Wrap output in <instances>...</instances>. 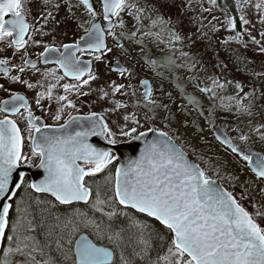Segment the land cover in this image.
Here are the masks:
<instances>
[{"label": "snow or ice", "instance_id": "1", "mask_svg": "<svg viewBox=\"0 0 264 264\" xmlns=\"http://www.w3.org/2000/svg\"><path fill=\"white\" fill-rule=\"evenodd\" d=\"M29 2L35 5L37 12L35 19L38 22L41 19L44 21L39 28L26 22V14L31 11L26 7ZM167 3L168 0H157L153 3H149L148 0H100L101 11L98 13L90 0H76L75 4L72 0H0V44L13 49V55L21 50L26 51L29 41L40 45L42 41L35 40L36 35H49L55 39L56 29L62 22L56 17L62 8L66 11L65 20H77L74 8H83L89 17L87 21L89 27H84V22H77V27L83 28L85 35L81 36L77 43L63 44L64 52L56 59H52L49 54L58 52L59 49L44 44L43 52L38 58L42 57L45 65L57 64L63 75H57V69H48L41 73V76L44 81H49L51 77L55 83H42L39 80L33 83L25 78L23 74L26 69L32 70L33 73L39 69L35 62L23 56L22 64L13 65L12 68H9L11 61L7 57L0 58V72L10 83L33 90L37 107H41L43 100L51 101L58 86L63 88L65 94L56 96L60 107L51 117L54 121L61 120L66 108H76L74 101L69 99L70 93L75 92L78 97L88 96L89 92H81L80 89L91 81L101 80V76L92 69L93 61L100 62L109 54L116 55L115 63L109 58L105 72L109 77L114 72L122 78L121 83L111 79L105 81V84L98 88L95 101H111L112 107L105 111L113 115L118 113L119 117H122V122L119 118L112 121L115 131L105 122L103 115L96 112L84 117L69 114V119L64 124L53 128L43 124L40 117L34 116L28 100L19 93H12L10 101L4 100L0 103V113L5 114L4 118L0 119V264H61L51 255L44 258L46 256L44 249L51 247L47 241L53 237L56 229L63 231L71 225V232L68 233L71 237L72 232H76L79 227L71 219L63 226L59 223V217H55L57 221L55 224H49L43 215L37 220L29 211L30 205L22 207V198L17 200L19 191L27 188L34 192L50 194L60 204L65 205L74 201L88 204L93 192L91 186L86 184L85 177H94L97 173L104 172L116 159L110 149L93 147L88 143V138L101 136L108 144L115 146L118 143L117 135L135 141L146 137L148 132H154L158 137L167 139L146 143L138 159L116 168L114 178L111 174L107 175V182L113 185L108 189L111 195L102 198L98 185L91 207L100 212H103L105 206L112 208L111 211L104 213L110 220L118 215L116 210L118 204L123 209H134L136 213H142L158 221L167 230L165 235L168 239L165 242L164 235L159 233H156L155 238L161 242V248H166V253L158 254L149 264H264V228L260 227L255 219L264 217V205L253 204L255 211L250 213L240 202L247 198L246 188L238 200L233 192L220 186L208 175V171H211L219 177L221 168L226 167V164H221L212 157L208 159L201 157L206 168L191 163L182 148L173 142L166 131L150 126L149 122L156 121L158 110L164 113L163 121L174 119V116L169 104L153 97L152 86L147 80L137 81L143 88V103L138 101L136 104L137 108L145 109L142 117L136 112L127 114L128 104L114 99L117 93L124 97L137 95L136 88L131 82L135 78L134 69L138 64V61L136 64L133 63L135 60L133 53L136 51L143 53L147 47L146 41L157 48L166 44L171 52V55L164 57L163 62L142 57L145 65L153 70L159 67L171 71L176 67H184L183 64H176L175 52L179 51L181 59L192 61L187 65V70L192 71L200 61L195 59L191 51H184L183 48L191 49L197 41L205 40H208L211 46L207 33L201 31L203 23L199 18L197 23L201 27L197 28V32L181 35L177 26L182 21L179 18L173 21L171 16L166 18L160 11L161 6ZM172 3L175 4V0H172ZM249 3L250 0H236L235 8L243 13L242 6ZM208 4L210 7L205 8L201 3V16L204 12L211 13L214 8L219 7L217 0H208ZM178 7L182 10L181 14L184 10L191 11L193 0H184ZM254 7L258 13L264 14V0H259ZM221 11L225 15L223 25L229 30H235L237 20L234 16L228 15L227 5L222 7ZM98 18L102 19L105 26L102 27ZM212 19L216 20L217 17L213 16ZM239 21L244 25L250 23L243 14L239 16ZM261 22L264 23V20ZM49 24L52 26L45 33L43 28ZM212 30L218 31L215 25ZM164 33H167V36L163 35ZM240 35L241 33L237 32L236 37L230 39L237 44L242 43ZM260 35L264 37V32ZM107 37H111L114 47L108 46ZM251 39L254 43H259L254 37ZM185 41L188 43L185 44ZM222 43L228 44L229 40ZM178 44L180 48L176 47ZM260 50L264 52V45ZM77 52L89 53L92 59L81 61L76 58ZM119 57H124L131 67H124ZM13 69L19 74L10 75ZM157 75L161 74L157 72ZM85 76L87 79H84ZM65 77L78 83L61 85L60 82ZM210 80L211 84L201 87L199 91L212 101L221 99L220 107L225 111L232 112L234 107V115L251 117L257 107V101L264 98V91L257 93L255 89L240 95L244 93V86L236 83L237 95L227 97L228 103L225 104L224 98L218 97L216 92L217 89H223L225 83H221L216 77H210ZM0 90L9 91L4 84H0ZM179 90L183 95V88ZM159 91L161 95L164 94L163 88ZM167 96L171 100L172 93L168 92ZM184 99L189 105L198 106L201 109L199 114L204 115L201 102L196 97L184 96ZM233 100L235 105L232 104ZM261 107L264 108V105ZM180 110L184 111V108L181 107ZM17 114L24 116L27 121L28 139L31 141L30 153L23 151L24 137L21 129L17 121L10 118ZM81 121H87L90 126L84 128L81 124L82 130L75 131L74 134H65L72 124ZM145 126L147 130L141 131L140 129ZM164 127L167 128L168 123H165ZM33 131L38 135L33 136ZM198 131L202 132L203 129L200 128ZM253 131L264 140V124L256 126ZM216 139L226 150H230L231 154L246 161V167L257 179L264 182V156L234 145L226 135L223 137L217 135ZM239 140L246 143L249 136L241 132ZM36 158L38 164L34 165L33 160ZM82 164L87 167L81 166ZM26 167H37L42 170L43 179L38 183L27 182L23 170ZM225 179L233 187L237 186L234 182H239L241 186L248 183L246 180L240 181L239 175L231 173ZM261 192H264V189H261ZM12 211H15V220L10 215ZM119 214L126 216L132 227L137 230L134 238L129 237L125 243L123 236L125 229L105 232L99 225H94L84 213H77V216L83 217L79 223L85 227L90 225L95 227L98 239L106 238L112 247L98 246L97 243L82 236L75 242V252L72 253L71 248L64 249L57 240L56 251L63 261L71 260V264H138L135 258L144 260L152 248L153 234L146 233L147 225L129 216L126 211ZM37 229L45 230L46 240L43 244L36 238ZM72 243V239L69 238L68 244ZM129 246L131 252L127 251ZM117 250L119 258L115 259ZM37 256L41 259L38 260Z\"/></svg>", "mask_w": 264, "mask_h": 264}, {"label": "flooded vegetation", "instance_id": "2", "mask_svg": "<svg viewBox=\"0 0 264 264\" xmlns=\"http://www.w3.org/2000/svg\"><path fill=\"white\" fill-rule=\"evenodd\" d=\"M90 2L93 4V7L96 9L98 8V3L100 4V0H90ZM72 3L75 4L76 0H72ZM150 3V2H149ZM153 3V1L151 2ZM26 7L28 9H30L31 11L26 14V22L29 23L30 26H34V27H41L44 24V21L41 19L39 22L35 19V17L37 16V12H36V8L35 5L31 2H29ZM73 11L76 13V17L77 20H65L64 17L66 15V11L62 8L60 14L56 17L58 20H61V24L58 26V28L56 29L55 32V39H53L52 36L49 35H44V36H40V35H36L34 37L35 40L38 41H42V43L40 45H36L34 44L32 41L28 42L27 45V50H21V52H17L15 55H13V49H9L6 48L4 44H0V49H3V51H0V58H5L7 57L10 61L11 64L9 65V68H12L13 65H21L22 64V59L21 56H23L26 59H29L33 62H35L37 64V68L39 69L38 72L33 73L32 70L30 69H26V72L23 74L25 76V78L31 80V82L36 83L37 80H39L40 82L43 81V77L41 76V73L47 71L48 69H57V75H63L62 70H59V66L57 64H52L49 63L47 65H45L43 63V58L39 57V54L43 52V47L44 44H48L49 47H55L58 48L59 51L56 54H52L49 56L52 59H56L57 57H59V55L61 53L64 52L63 49V44H74L80 41V37L85 35V32L83 30V28H79L77 27V22H84V27H89L90 25L87 23L89 17L87 16L86 12L83 10V8H74ZM98 21L101 22L102 27L105 26L104 22L102 21L101 18H98ZM51 24L47 25L46 27L43 28V31L45 33H47L49 31V29L51 28ZM32 29L30 28L29 30V34H31ZM167 33H164L163 35L166 36ZM27 39V37H26ZM107 44L109 47H114L113 43H112V39L111 37H107L106 40ZM202 42V41H201ZM204 42V41H203ZM127 46V45H126ZM177 47V46H176ZM186 48V47H184ZM189 49V48H188ZM131 51V49H129ZM192 50V49H191ZM190 51V50H189ZM115 52V49H114ZM133 56L135 57V60L133 61L134 64H136V61H138V64H136V67L134 69L135 72V78L132 79V84L133 86L136 88V92L137 95L134 97H124L121 96L119 93L116 94V97L114 99H119L121 101H124L128 104V109H127V114L131 115L133 112H136L138 115H140L142 117L143 112L145 111V109L142 108H137L136 104L139 101L140 103H143L142 100V94H143V88H141L139 86V84L137 83L138 80H147L149 82V84L152 86V90H153V96L154 93L157 89V86L161 83H165V82H170L173 83L174 78H176L177 76H175L174 78L169 77L170 76V72L167 68H157L156 70L151 69L150 67L146 66L144 63V59L142 57H147L150 60H155V61H160L163 62L164 57L168 56L166 55L165 51L163 50V48L159 47L157 48L156 46H150L147 45L145 51L143 53L136 51L133 53ZM76 58L79 60H90L92 59V55L89 53H80L77 52L76 53ZM109 58L111 59V61L113 63H115L117 56L114 54H109V56L104 57L102 61L97 62V61H93V65H92V69L94 72H96L97 74H99L101 76V80L99 81H91L88 85H84L80 91L84 92L87 91L90 94L88 96H77L75 92H72L69 94V99H72L74 101V103L76 104V108L75 109H65L64 113L62 114V118L59 122L54 121L51 117L52 115L55 113V111L60 107V104L57 103L56 101V96L57 95H64V91L63 88L58 86L54 92H53V98L51 101L48 100H43L41 102V107H37L35 104V99H34V91L33 90H28L25 87L21 86V85H14L12 83H10L8 81V78H6L2 72H0V84H4L6 88L9 89L8 92H5L3 90H0V103H2L4 100H9L11 98V94L12 93H19L21 95H24L26 97V99L29 102V105L32 108V112L34 114V116H38L41 119V122L43 124H47L52 126L53 128H58L61 124H64L65 121H67L69 119V114L71 116H76V117H84V116H88L90 115L92 112H96L98 115H103L105 122H107L109 124L110 127H113V130L115 131V127L112 123V121L116 118H119L120 121L122 122V117H119V114H115L113 115L111 112L105 111L106 109H110L112 107L111 101H99V102H95L97 100V90L100 86H103L105 84V81H108L109 79L111 80H115L116 83H121L122 82V78L117 74V73H111L110 77L108 74H106L105 69H106V65L108 64ZM121 64L124 67H131V65L126 61V59L124 57H119ZM157 72H159L161 75H157ZM19 73L16 72L14 69L10 72V75H18ZM108 76V77H107ZM84 79H87V77L85 76ZM186 82L188 81V79L185 80ZM51 83H55L54 80H52L51 77H49V81ZM61 85L63 83H78L77 81H73L71 80V78L65 77L64 80H62ZM193 85H195V87L201 88L204 87L205 85H201V83H199L197 80H194L192 82ZM187 86H191L189 84H186V88H184V93H187ZM39 91H42L41 89H37ZM178 88H176L175 86L170 87L168 91H177ZM131 91V90H129ZM165 92V91H164ZM183 93V96H184ZM181 94V92H180ZM166 93H164L163 95H160V99H162L163 101L165 100ZM173 97V95H172ZM181 102H178V106ZM169 104V108L170 111L172 113V115H175V111L177 109H175L177 103H167ZM181 107V106H180ZM43 109V110H42ZM21 112L23 113V109H21ZM158 115H157V119L154 122H149L150 126L155 127L156 129L160 130V131H166L168 133V135L172 138V140L178 144L183 150H185L192 158L195 159V161L203 168V166L201 165V163L203 162L200 158H196L194 156V154L190 153L183 145L181 142L178 141V139H176L172 134H173V129H174V122L173 120H169V121H163L162 117L164 115L163 112H159L158 110ZM4 113H0V119L4 118ZM26 115V113L24 114ZM12 119H15L17 121V125L18 127L21 129V134L24 137V147H23V151L25 153H30L31 152V141L28 143L27 138L24 135H28V128H27V121L24 119V116L17 114L16 116H12L10 117ZM175 118V117H174ZM217 121H214L211 123L210 128H209V132L212 138V141L214 143H216L218 145V148L223 152V150L228 153H230V150H226L225 146L221 145L215 136V130L217 127L221 128L228 136L229 139L232 140V143L234 145H237L238 147H242L245 149V151H249L251 153H256L258 155L264 156V140H261L259 138V134L255 133H249V131L243 132V130L239 129L237 127V129L234 130H230V126L228 123L226 122H222V123H216ZM168 123V127L165 128L164 124ZM81 124H83L84 128L89 127V123L87 121H81L80 124L77 125H71V127L68 128L67 132H71L74 133L75 131H80L82 130L81 128ZM223 124V125H222ZM235 128V127H233ZM141 131H146L147 130V126H145L144 128L140 129ZM208 130V129H207ZM241 132L244 135L249 136V140L246 143H242L239 140V135L241 134ZM36 133L35 131H33L32 135L34 136ZM118 143H125L126 141H121L117 138ZM89 144H91L93 147L96 148H100V149H110V144L107 143V141L101 137V136H93V138L91 139V141H88ZM27 145H29V148H27ZM113 152V155L116 157V159L113 160V163L111 165H109V167L107 169L104 170V172L98 173L96 174V176L94 177H85V182L86 184L90 185L92 188V192H93V197L92 199H90L88 204L79 202V203H74V204H70V205H62L59 204L58 202H56L51 196L47 195V194H43V193H37L34 192L31 189H23L21 191L18 192V196H17V200L19 201L20 198H22V207L23 205H25V201L23 199L24 196L28 195V196H33V200L34 202H45L51 205L50 208H52L55 212L59 213L58 216H62L63 214H66V212H68V215L72 216L74 213H84L87 217H91L92 213L94 212L95 209H93L91 207V204L93 203L94 199H95V192L97 190V186H100V190H101V194H102V198H107V196H110L111 193L108 191L109 188H111L113 185L108 183L106 180L107 175L111 174L114 178L115 175V169L117 167V156L116 153L111 150ZM235 156V155H234ZM237 157V156H236ZM200 161H199V160ZM201 162V163H200ZM33 164L36 165L38 164V158L33 160ZM247 162L241 160L239 157H237V175H239L240 177V181H243L244 178H246L248 180L249 183H251V188L246 192L247 198L244 200H241L240 202L242 203V205L250 212L253 213L255 211V209L253 208V204L259 206V205H264V192H261V189H264V182H261L259 179L256 178L255 174L246 167ZM81 166H84L83 164ZM87 167V166H84ZM209 176L218 181L226 190L233 192V194L236 196V198L238 200H240V194L241 192L245 191V188H247L246 185L241 186L239 182L236 183V187H233L232 184H230L228 182L227 179H225L223 176L222 177H217L214 175L213 172L209 171ZM252 177V178H251ZM25 178L26 181L31 183V177L27 174H25ZM235 183V182H234ZM113 184H114V179H113ZM106 187L107 190H104ZM38 203V205L40 204ZM26 206V205H25ZM60 207H64L68 208L67 210H64L63 208ZM120 207V206H119ZM123 209V207H121ZM112 210V208H111ZM129 216H133L135 219H142L137 215H141L142 217L147 218L146 216L136 213L131 209H124ZM10 215H12V219L15 220L16 214L15 211L11 212ZM149 219V218H147ZM256 222L260 225V227L264 228V217H255ZM151 220V219H149ZM125 221L128 223V225L132 227L131 225V221L128 220V218L125 216ZM154 221V220H151ZM156 224L160 225L158 222L154 221ZM73 223H77L79 225L78 230L76 232H72L71 237H69L68 233L71 232V229L69 231H57L56 234L54 233L52 239L57 238L61 241V243L64 242L63 248L66 246L69 248H71L72 253H74V244L76 242V240L78 239V237H80L81 235L85 234L89 237V239L93 242L92 237H97V233H96V228L93 226H88L85 227L82 225V223L79 222H73ZM94 225H99L100 227V223L98 222H94ZM50 224H55V223H50ZM161 227H163L162 225H160ZM101 229V227H100ZM61 233V234H60ZM65 234V236L62 238L61 235ZM36 238L37 240H39L41 243H44L46 240V235H45V230H41V229H37L36 233ZM60 235V236H59ZM62 238V239H61ZM72 239L73 243L71 245L68 244V239ZM57 240V239H56ZM100 246V245H99ZM46 253V256L44 258H47V255H51L54 259H57L58 261L61 260L60 257L57 256V254H55L54 250H52V248H47L46 250H44ZM119 250H117L115 259H118V254ZM37 259H41L40 256H37ZM70 264H71V260H70Z\"/></svg>", "mask_w": 264, "mask_h": 264}, {"label": "rangeland", "instance_id": "3", "mask_svg": "<svg viewBox=\"0 0 264 264\" xmlns=\"http://www.w3.org/2000/svg\"><path fill=\"white\" fill-rule=\"evenodd\" d=\"M152 1L157 2V0H148L150 3ZM183 2L184 0H175V4H173L172 0H168L167 4H163L161 6L160 11L166 18L171 16L173 21H176L177 18H179L182 23L177 26V30L180 31L181 35L185 36L189 33L197 32V28L201 27L197 23V18L201 19L203 23L201 31L207 33V36L211 40V46H209L208 40H205L204 42L197 41L196 45L191 48L192 50L188 49L187 47L183 48L184 51L190 50L194 54L195 59L200 61V63H198L192 71L187 70V65L191 64L192 61H185L181 59L180 52L176 51V64H183L185 66L176 67L169 71V77H177L174 78L173 83L165 82L159 84L153 97L157 100H160V88L164 89L166 96L168 92H171L173 97H171V100L168 98V96L165 97L164 103H177L175 107L177 110L174 112L175 118L172 119L175 125L172 135L178 139V141L181 142L190 153L194 154L196 158L198 157L201 159V157H203L204 159H208L209 157H212L213 159L219 160L221 164H226V167L221 168L220 177L223 176L225 178L230 173L237 175V157L231 153H228L227 151L225 152L223 150L222 152L218 148V145L212 141L209 132L210 125L214 121H217L216 123L226 122L229 124L230 130L237 129L238 127L239 129L243 130V132L249 131V133L254 134L253 129L260 124H264V108L261 107V105H264V98L257 101V107L253 110L254 114L251 117L244 115L237 116L234 115V107L232 112L223 110L220 107L221 99L218 98L215 101L210 100L208 96L204 93H201L199 91L200 88L197 89L195 85L192 84V82L197 80L199 83H201V85H210V77H216L221 83H225V87L223 89L216 90L217 96L224 98L223 103L225 104L228 103V100L226 99L227 97H234L237 95L238 90L235 87L236 83H240L244 86V93H240V95H245L246 93L253 91V89H255L257 93L264 91V52H261L260 50L261 46L264 45V37H261L260 35L261 32H264V23L261 22L264 20V14L258 13L254 7V5L259 2V0H250L248 5L242 6L244 9L243 13L239 12V16L243 14L250 22L247 25L242 24L245 37L241 35L239 36V39L242 41V43H239V49L246 59L251 63V65L246 69L248 71L247 75L244 76L237 72L236 69L228 66L226 62L221 57H219L220 49L222 46L227 45L223 44L222 42L224 40H229V44L231 45L235 41L231 40L230 37H236L234 30L227 29L222 23L225 20L224 12L214 8L211 13L204 12L201 16L200 5L202 3L203 7H210L208 0H193L192 10H184L183 14H181L182 10L178 7V5ZM100 11V4L98 3L97 12L99 13ZM228 15L231 16L229 13ZM213 16L217 17V19L213 20ZM145 23H147V21ZM213 25H215V28L218 29V31L212 30ZM129 27H131V22H129ZM253 37L256 41H259V43H254L251 39ZM187 43L188 42L185 41V44ZM146 44L155 46L148 41H146ZM160 47L163 48L166 55H171V52L166 44L160 45ZM177 48H180L179 44L177 45ZM235 50L237 51V43H235ZM215 65H219V67H216ZM186 79H188L187 82L185 81ZM226 81H231V83H226ZM41 82L47 83V81L44 80ZM186 84L191 86H187V93H184V96H194L201 102L202 110L204 112L203 116L199 114L201 109L198 106L189 105L187 100L184 99V96L180 94L179 89L183 88V90H185L184 88H186ZM173 86L178 88V90L168 91L169 88ZM41 90L43 91L44 89ZM178 102H181L179 106ZM232 104L235 105L234 100L232 101ZM180 106L184 108V111L180 110ZM209 121H211V123H209ZM185 125H187V127H185ZM200 128L203 129L202 132L198 131ZM24 136L27 138L29 143L30 140L28 139V135ZM116 138L123 142L128 140L127 137H121L119 135H117ZM27 148H29V145H27ZM201 165L203 168H206V165L203 162ZM245 180L248 182L246 178L243 179V181ZM246 186L248 191L251 188V183L248 182ZM109 211H111V208L105 206L103 208L102 214ZM94 212L100 211L94 210ZM76 214L77 213H74L69 219L58 216L60 218L59 223L61 226H63L70 219L75 222H79L83 219V217H79ZM53 219H55V217ZM53 223H57V221L54 220ZM71 227L72 226L69 225L67 228H64L63 231H69ZM57 231H60V229H56L55 232ZM165 253L166 250H164V252L162 251L160 255H164Z\"/></svg>", "mask_w": 264, "mask_h": 264}, {"label": "trees", "instance_id": "4", "mask_svg": "<svg viewBox=\"0 0 264 264\" xmlns=\"http://www.w3.org/2000/svg\"><path fill=\"white\" fill-rule=\"evenodd\" d=\"M217 4L219 5V7L215 8V9L220 10V11H221L222 7L227 5L228 13L231 16H234L237 20V28L234 30L235 35L237 32H239V33H241V36L245 37V33L243 31L242 23L239 21V11H237L235 8V4H236L235 0H217ZM239 48H240V46H239V44H237V51H236L235 50V42L231 45L228 43L226 46H222V48L220 49L219 57H221L226 62V64L228 66H230L233 69H236L237 72L246 76L247 72H248L246 69L248 68V66L251 65V63L246 59V57L243 55V53L240 51ZM104 190H107L106 187ZM23 199L25 201L26 206L30 205L29 211L35 215L37 220H39L41 218V216L43 215L46 218L48 223H52L55 220L53 218L58 217V215H59V213L55 212L52 208H50L51 205L48 203L42 202L38 205L37 202H34L33 196H31V195L30 196L26 195L23 197ZM25 205H23V207H25ZM60 208L64 209V207H60ZM67 209L68 208H65L64 210H67ZM116 210L118 212V215L116 217H113L111 220L106 215L102 214V212H94V213H92L91 217H88V218L91 221L100 223L101 229L104 230L105 232L112 231V230H119L121 228L125 229L123 236H124L125 243H127L129 240V237L134 238L137 230L135 228H131L128 225V223L125 221L124 215L119 214V213L125 212V210L122 209L121 207H119L118 204L116 205ZM137 216L142 218L141 220L137 218L138 220H140L142 223L147 225L146 233H152L153 234V240H152V248L149 251V255L147 257H145L144 260H142V261H140L139 258H135V259H137L138 264H149V262L151 260H155L157 258L158 254L160 255L162 253V251L164 252V250H166V248H161V246H160L161 242L158 239H156L155 237H156V233L164 235V240H165V242H167L168 237H167V235H165L167 230L164 229L163 227H161L160 225L156 224L154 221H151L145 217H142L141 215H137ZM11 217H12V215H11ZM64 217L66 219L70 218V215H68V212H66V214H63L61 216V218H64ZM55 234H56V232H55ZM64 236H65V234L62 233L61 237L63 238ZM56 239L59 240L56 236L55 240H54V238L53 239L51 238L47 242L51 245V248H52V250H54L55 254H57V256L60 257L61 260H59V261L61 262V264H70V260L69 261H63V258L56 251V241H57ZM92 239L98 245L106 246L109 248L112 247V245L109 243V241L106 238L105 239H98V237L95 236V237H92ZM60 243H61V241H60ZM61 244H64V242ZM64 249H68V247L65 246ZM127 251L131 252L130 246L127 248Z\"/></svg>", "mask_w": 264, "mask_h": 264}, {"label": "water", "instance_id": "5", "mask_svg": "<svg viewBox=\"0 0 264 264\" xmlns=\"http://www.w3.org/2000/svg\"><path fill=\"white\" fill-rule=\"evenodd\" d=\"M57 52H53V53H50V55L52 54H56ZM84 61V60H82ZM21 95V94H20ZM11 100V98L9 99V101ZM81 122H78V123H74L72 125H77V124H80ZM65 134H74V133H71L70 131L65 133ZM38 135V133H36L34 136ZM217 135H220L221 137L223 136H227V134L219 127L216 128L215 130V136ZM228 137V136H227ZM93 138V136L89 137L88 138V141H91V139ZM167 138H161V137H158L156 133L154 132H148V135L146 137H141L135 141H127L125 143H120V144H117L115 146H110L111 150H113L115 153H116V156H117V160H118V163H117V167H121L122 165H125L127 164L129 161L131 160H135V159H138L140 154H141V151L144 149L145 147V144L146 143H151L152 141H161V140H165ZM218 141V140H217ZM174 142V141H173ZM219 142V141H218ZM175 143V142H174ZM176 144V143H175ZM178 147H180L178 144H176ZM181 148V147H180ZM183 150V149H182ZM186 154V157L188 158V160L191 162V163H195V164H198L185 150H183ZM256 154V153H255ZM255 159V157H254ZM199 165V164H198ZM25 174L29 175L31 177V181L32 182H36L38 183L39 180L43 179V173H42V170L38 169L37 167L34 168V167H31V168H25L23 169ZM98 174V173H97ZM115 176V175H114ZM217 182V181H216ZM220 186H222L219 182H217ZM223 187V186H222ZM38 193V192H37ZM43 194H46V193H43ZM49 196H51L50 194H47ZM52 197V196H51ZM54 200L55 198L52 197ZM56 201V200H55ZM58 202V201H56ZM79 202H82V201H74L73 203L71 204H74V203H79ZM59 203V202H58ZM84 203V202H82ZM60 204V203H59ZM62 205H65V204H62ZM66 205H70V204H66ZM122 207V206H121ZM135 212L134 209H131ZM139 214H142V213H139ZM144 215V214H142ZM145 216V215H144ZM147 217V216H146ZM149 219H152L155 221L154 218L152 217H148ZM158 222V221H156ZM159 223V222H158ZM87 237L89 239V237L85 234L81 235L80 237ZM80 237H78L77 240L80 239ZM76 240V241H77ZM90 240V239H89ZM99 246V245H98ZM74 252H75V244H74Z\"/></svg>", "mask_w": 264, "mask_h": 264}]
</instances>
